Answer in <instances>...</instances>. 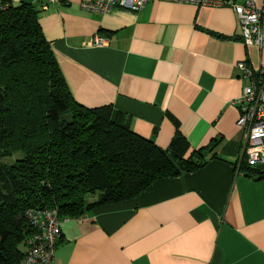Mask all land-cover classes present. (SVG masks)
<instances>
[{"label": "crops", "instance_id": "1", "mask_svg": "<svg viewBox=\"0 0 264 264\" xmlns=\"http://www.w3.org/2000/svg\"><path fill=\"white\" fill-rule=\"evenodd\" d=\"M32 4L74 100L108 104L136 134L188 151L210 142L199 168L151 182L135 197L62 217L51 264H264V174L239 168L244 141L233 100L246 80L235 63L264 68L227 6L150 0L136 12L85 11L81 0ZM93 33L105 43L88 44ZM264 91V88H263ZM245 163V162H244ZM255 170L264 171V162Z\"/></svg>", "mask_w": 264, "mask_h": 264}, {"label": "trees", "instance_id": "2", "mask_svg": "<svg viewBox=\"0 0 264 264\" xmlns=\"http://www.w3.org/2000/svg\"><path fill=\"white\" fill-rule=\"evenodd\" d=\"M37 12L29 3L0 0V264H18L22 257L33 232L29 208L53 210L60 219L80 217L215 157L205 156L210 142L188 151L176 131L161 148L132 131L110 105L76 102ZM244 162L238 166L247 174H264Z\"/></svg>", "mask_w": 264, "mask_h": 264}, {"label": "built area", "instance_id": "3", "mask_svg": "<svg viewBox=\"0 0 264 264\" xmlns=\"http://www.w3.org/2000/svg\"><path fill=\"white\" fill-rule=\"evenodd\" d=\"M57 0H45L41 9ZM150 0H81L79 7L85 11L104 13L113 7L136 12ZM194 5L227 6L234 12L240 40L244 45L262 46V9L254 0H164ZM88 44L99 46L105 39L93 33ZM238 75L246 80L241 92L233 100L238 110L236 125L244 132L240 154L250 168L264 162V75L262 68L249 67L242 61L235 63ZM25 216L33 232L24 240V252L18 264H51L53 252L59 239V221L53 210L29 208Z\"/></svg>", "mask_w": 264, "mask_h": 264}, {"label": "rangeland", "instance_id": "4", "mask_svg": "<svg viewBox=\"0 0 264 264\" xmlns=\"http://www.w3.org/2000/svg\"><path fill=\"white\" fill-rule=\"evenodd\" d=\"M18 154V152L17 153H14V154H12L11 156H10V159H3V161H5L6 163H8V162H10L11 161V159H13V156L14 155H17ZM90 200H92L93 198L92 197H90L89 198Z\"/></svg>", "mask_w": 264, "mask_h": 264}, {"label": "bare ground", "instance_id": "5", "mask_svg": "<svg viewBox=\"0 0 264 264\" xmlns=\"http://www.w3.org/2000/svg\"><path fill=\"white\" fill-rule=\"evenodd\" d=\"M56 217H57V220H60V218L57 216V214L55 213ZM60 236V235H59Z\"/></svg>", "mask_w": 264, "mask_h": 264}]
</instances>
